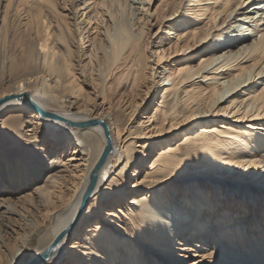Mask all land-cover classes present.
<instances>
[{"label":"bare ground","instance_id":"bare-ground-1","mask_svg":"<svg viewBox=\"0 0 264 264\" xmlns=\"http://www.w3.org/2000/svg\"><path fill=\"white\" fill-rule=\"evenodd\" d=\"M155 1L0 9V264H264V0Z\"/></svg>","mask_w":264,"mask_h":264},{"label":"rangeland","instance_id":"rangeland-1","mask_svg":"<svg viewBox=\"0 0 264 264\" xmlns=\"http://www.w3.org/2000/svg\"><path fill=\"white\" fill-rule=\"evenodd\" d=\"M12 2H13V0H5V2H3V0H0V9H3L6 6L12 5L11 4ZM157 2H158V0L155 1L153 5H155ZM120 4L122 6L120 5V7L119 6L117 7V9H118V15L120 16V18L122 17V19L125 20V19H127L130 16V10H129V8L127 6H124L125 4H122V3H120ZM8 8H10V6ZM155 30H156V27L153 30V32ZM191 196H192V198L190 197L191 198V200H190L191 206L196 209L197 206H198V204L200 203V199H199L198 193H196V192H195V194L191 193ZM186 261H187V264H191V260L190 259H187ZM26 264H30V262L29 263H26Z\"/></svg>","mask_w":264,"mask_h":264},{"label":"water","instance_id":"water-1","mask_svg":"<svg viewBox=\"0 0 264 264\" xmlns=\"http://www.w3.org/2000/svg\"><path fill=\"white\" fill-rule=\"evenodd\" d=\"M45 113V112H44ZM47 114V113H46Z\"/></svg>","mask_w":264,"mask_h":264}]
</instances>
